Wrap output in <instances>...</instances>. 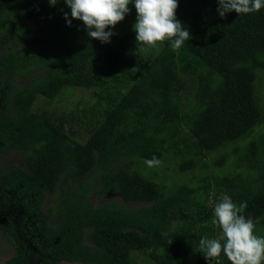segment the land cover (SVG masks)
<instances>
[{"label":"trees","instance_id":"trees-1","mask_svg":"<svg viewBox=\"0 0 264 264\" xmlns=\"http://www.w3.org/2000/svg\"><path fill=\"white\" fill-rule=\"evenodd\" d=\"M11 2H0L7 47L0 52V153L25 155L24 166L0 173V211L9 218L1 227L16 248L5 264H139L136 254L156 264H208L199 240L218 235L213 212L224 195L255 227L264 225V113L255 97L264 8L221 18L218 0H178L176 17L192 39L177 51L168 42L145 50L133 29L101 43L82 21L49 25L64 0ZM41 36L37 49L14 44ZM35 71L30 86H15ZM190 81L193 101L184 111ZM71 88L90 90L94 101L67 112L34 109L38 98L60 101ZM168 153L198 183L170 187L154 177L158 170L144 160ZM64 179L53 225L57 212L44 203ZM93 189L124 202L95 205ZM133 202L147 204H124ZM221 262L230 264L223 254Z\"/></svg>","mask_w":264,"mask_h":264},{"label":"clouds","instance_id":"clouds-1","mask_svg":"<svg viewBox=\"0 0 264 264\" xmlns=\"http://www.w3.org/2000/svg\"><path fill=\"white\" fill-rule=\"evenodd\" d=\"M49 3L55 6L58 0H49ZM64 3L71 10V18L83 22L88 37L101 43H110L115 33L106 29L123 21L133 3L137 14L133 25L137 46L155 47L157 42H168L178 51L192 39L176 17L178 0H64ZM218 4L221 18L233 11L246 15L264 8V0H218ZM64 18L71 26L67 12ZM144 163L153 168L162 162L153 156ZM213 216L212 223L219 229L218 235L203 236L198 245L208 264L213 261L222 264V254L230 264H264V237L255 235V221L245 217L230 196L224 195L215 204Z\"/></svg>","mask_w":264,"mask_h":264},{"label":"rangeland","instance_id":"rangeland-1","mask_svg":"<svg viewBox=\"0 0 264 264\" xmlns=\"http://www.w3.org/2000/svg\"><path fill=\"white\" fill-rule=\"evenodd\" d=\"M0 2L7 6H12L13 3L11 0H0ZM16 7V5H14ZM18 8V7H16ZM129 8L131 9L130 13L125 16V19L118 23L114 28H110L113 33H120L124 31H129L133 29V25L136 22V10L134 3L129 5ZM68 13V19L71 18V10L67 7V5L61 9L59 12H57L55 15H52L49 22V25H52V23H57L60 21H66L64 18V13ZM11 20H13V17L11 16ZM82 25L84 26L83 22ZM47 39V36H41L39 39H33L31 41L26 40H19L18 42L14 43L15 46L19 49H37L42 45V42H45ZM6 45L0 42V52H3L6 50ZM151 47L144 46V49L147 50ZM135 50V48H133ZM38 72H28L26 74H23L19 76L15 80V86L16 87H28L31 85L33 80L39 75ZM194 83L190 81L188 83V91H186L183 96V108L184 111L186 108H189L192 101H193V93H194ZM255 97H257V100L259 102V105L261 107L262 112L264 113V70H259L257 72L256 81H255ZM94 101V97L92 95V92L90 90L84 89V88H71L67 90V93L62 97L60 101L56 100H49L45 99L43 97L38 98V100L35 103V110H54L58 108H64L67 112L71 107H74L75 104H85V103H92ZM64 111V110H63ZM25 153L23 151H14L10 154H0V173L6 170H10L13 165L18 164L20 166H24V157ZM126 159V158H125ZM124 159V160H125ZM162 163L158 167H154L156 170H158V174L154 177H157V179H166L167 183L170 184V187L176 184L180 183H188L190 185L196 184L198 182L194 181L193 178L188 173H181L177 170L176 164H177V157L172 154L168 153L164 156L163 159L160 160ZM124 161H120V163H123ZM119 164V163H118ZM192 180L194 182H192ZM76 183H79V179L75 180ZM66 179L62 180L60 186L57 188V190L54 193H47L44 208L47 212L52 213L53 209L57 212L53 216V220L59 221L60 219V213L61 210V201L64 197L65 191H66ZM90 201L95 204L99 205L104 202L110 201L113 198L119 199L121 202L122 199L119 197V195H114L110 197H99L95 193V189L90 191L89 193ZM124 202V201H122ZM127 206L131 207H140L143 205H146L145 202H133V203H124ZM2 219H0V222ZM54 222V223H56ZM174 225H172V228H175L179 225L178 222H174ZM255 235L264 237V225L255 227ZM86 242L91 244V238L90 235H86ZM15 248L11 244L8 234L0 231V264H5V262L12 257L15 254ZM137 259L139 261V264H156L155 262H151V260L148 257L143 256L142 254H136ZM62 264H83L81 262H67L63 261Z\"/></svg>","mask_w":264,"mask_h":264},{"label":"flooded vegetation","instance_id":"flooded-vegetation-1","mask_svg":"<svg viewBox=\"0 0 264 264\" xmlns=\"http://www.w3.org/2000/svg\"><path fill=\"white\" fill-rule=\"evenodd\" d=\"M0 154H3V153H0ZM61 182H62V180H61ZM61 182H60V184H61ZM60 184L58 185V187L60 186ZM57 187V188H58ZM66 192H67V189H66V191H65V194H66ZM65 194H64V196H65ZM63 199V198H62ZM61 208H62V201H61ZM1 213H0V219H2V221L0 222V231H3L2 230V225H4V224H6L7 222H8V220H9V218L7 217V215H4L5 213L4 212H2V211H0ZM31 217H29V219H30ZM60 219H61V216H60ZM60 219H59V221H60ZM59 221H57L56 222V220H53V217H52V220H50V223L51 224H53V225H55V224H57ZM54 222H56V223H54ZM4 232V231H3ZM87 234H89V232L88 233H86V235ZM86 238V237H85ZM90 238H91V236H90ZM91 241H92V239H91ZM14 248H15V246H14ZM15 250H16V248H15ZM16 252V251H15ZM11 258V257H10ZM63 261H61V263H62ZM67 262H76V261H67ZM78 262V261H77ZM6 263V262H5Z\"/></svg>","mask_w":264,"mask_h":264}]
</instances>
